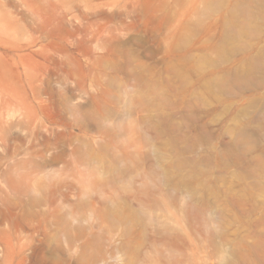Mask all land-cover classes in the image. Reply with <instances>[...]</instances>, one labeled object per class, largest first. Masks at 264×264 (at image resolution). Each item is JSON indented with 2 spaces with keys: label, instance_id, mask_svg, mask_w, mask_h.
Returning <instances> with one entry per match:
<instances>
[{
  "label": "rangeland",
  "instance_id": "374dc122",
  "mask_svg": "<svg viewBox=\"0 0 264 264\" xmlns=\"http://www.w3.org/2000/svg\"><path fill=\"white\" fill-rule=\"evenodd\" d=\"M0 264H264V0H0Z\"/></svg>",
  "mask_w": 264,
  "mask_h": 264
}]
</instances>
